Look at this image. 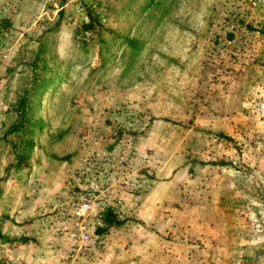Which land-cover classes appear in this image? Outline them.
<instances>
[{"label": "rangeland", "instance_id": "rangeland-1", "mask_svg": "<svg viewBox=\"0 0 264 264\" xmlns=\"http://www.w3.org/2000/svg\"><path fill=\"white\" fill-rule=\"evenodd\" d=\"M119 139L150 182L82 254L64 203ZM74 262L264 264V0H0V264Z\"/></svg>", "mask_w": 264, "mask_h": 264}, {"label": "built area", "instance_id": "built-area-1", "mask_svg": "<svg viewBox=\"0 0 264 264\" xmlns=\"http://www.w3.org/2000/svg\"><path fill=\"white\" fill-rule=\"evenodd\" d=\"M119 139L113 150L92 154L85 158L84 170L79 173V184L72 191L73 198L65 201V211L61 216L62 226H72L71 230H60L61 233L78 245L82 254H88L90 243L94 242L91 226H103V214H94L97 195L113 192V201L102 203L100 209L117 218L127 215L123 199L115 194V188L124 187L129 192H137L150 182L147 166H142L143 172L135 169H125L126 161L119 155L121 147ZM118 152V153H117ZM74 264H78L74 262Z\"/></svg>", "mask_w": 264, "mask_h": 264}, {"label": "crops", "instance_id": "crops-1", "mask_svg": "<svg viewBox=\"0 0 264 264\" xmlns=\"http://www.w3.org/2000/svg\"><path fill=\"white\" fill-rule=\"evenodd\" d=\"M168 183H170V181H164V182H161V183H158L156 185V188L152 189L150 191V193L147 195V197L145 198V204H149V205H152L154 202L157 201L158 199V189H162V187L164 188V185H168ZM168 199V198H171V197H168V195H165ZM161 198L163 197V195L160 196ZM164 198H162L161 200H166ZM166 210V208H161V211H160V214H163V212ZM152 211V210H151ZM168 214H164V216H166ZM201 237V236H200Z\"/></svg>", "mask_w": 264, "mask_h": 264}, {"label": "trees", "instance_id": "trees-1", "mask_svg": "<svg viewBox=\"0 0 264 264\" xmlns=\"http://www.w3.org/2000/svg\"><path fill=\"white\" fill-rule=\"evenodd\" d=\"M91 20V19H90ZM90 25V24H89ZM88 25V26H89ZM107 220V219H106ZM107 222H108V225H110L111 223H112V220H111V218H108V220H107Z\"/></svg>", "mask_w": 264, "mask_h": 264}]
</instances>
